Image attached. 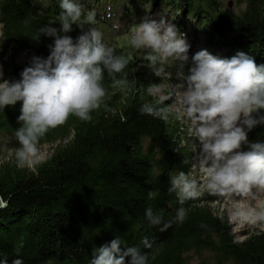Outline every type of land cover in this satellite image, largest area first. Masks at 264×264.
<instances>
[{"label":"trees","instance_id":"obj_1","mask_svg":"<svg viewBox=\"0 0 264 264\" xmlns=\"http://www.w3.org/2000/svg\"><path fill=\"white\" fill-rule=\"evenodd\" d=\"M243 1V0H242ZM95 13L92 24L117 55L130 57L124 72L132 85L127 93L113 90L105 74L108 96L105 105L92 112L90 121L70 117L50 129L39 146L63 143L53 156L34 169L19 168L12 159L0 165V259L9 264L21 258L24 264H89L94 247L120 236L124 247L139 246L149 253V264H184L191 252L209 251L217 264H264V232L236 240L225 211L216 215L209 207L215 197L205 195L183 205L188 217L165 232L150 226L145 210L162 213L171 220L180 207L169 194V174L176 170L194 172L193 147L187 144L181 124L170 111L167 119L141 115L139 108L153 102L147 86L163 84L157 76L161 65L150 67L141 50L126 52L136 10L144 19L161 11L184 35L190 34L191 48H211L225 55L238 51L264 65V0H244L245 9L230 11L218 0H77ZM108 19L100 13L106 11ZM59 0H0V49L4 79H20L33 55L47 57L53 38L32 40L38 30L56 21ZM127 19L123 29L112 30L110 20ZM140 22L135 23V25ZM59 28V24L53 25ZM111 30L114 36H110ZM116 30V29H115ZM80 29L74 26L75 39ZM107 37H112L114 44ZM125 39V41H122ZM9 56V57H8ZM26 59L22 64L19 58ZM22 102L0 109V136H13L21 125ZM157 107H167L165 103ZM250 142L264 141V126L248 134ZM244 150H248L247 146ZM187 160V164L183 161ZM149 191L155 192L149 198ZM206 227H201V225ZM154 240L145 249L142 238ZM19 257L15 249L20 241ZM158 249V251H157ZM130 260V258H128Z\"/></svg>","mask_w":264,"mask_h":264},{"label":"clouds","instance_id":"obj_2","mask_svg":"<svg viewBox=\"0 0 264 264\" xmlns=\"http://www.w3.org/2000/svg\"><path fill=\"white\" fill-rule=\"evenodd\" d=\"M59 8L56 21L41 27L32 39L38 43L41 36L53 38L49 55H33L20 79L0 77V109L22 102L21 126L14 131L19 168H31L39 162V143L50 129L72 116L90 121L92 112L102 105L107 108L105 74L113 90L127 93L132 87L124 72L130 57L117 55L95 27L84 28V24L93 23L94 11H86L77 0H59ZM74 26L81 32L75 39L70 35ZM130 36L132 47L147 50L144 60L150 67L171 59L179 61L176 75L181 90L175 113L190 121L189 135L198 143L193 165L198 176L193 178L191 172L181 170L169 174L168 193L175 194L180 205L175 216L165 221L163 214L154 213L150 206L145 210L149 225H162L159 230L165 232L173 224H183L188 217L183 205L196 199L202 188L214 195L242 198L231 205L230 221L264 223V141L250 142L248 138L254 128L264 126V65L243 51L225 58L200 49L190 56L184 34L163 16H146L132 27ZM162 87L157 83L147 86L153 102L141 105V115L167 119L171 109L157 107ZM148 195L151 199L155 192ZM249 197L254 205L247 202ZM154 243L147 236L141 240L145 249H153ZM22 247L21 240L15 249L17 257ZM0 264H9L8 259H0ZM11 264L24 262L15 258ZM89 264H149V253L139 246L124 247L121 237L115 235L92 249Z\"/></svg>","mask_w":264,"mask_h":264},{"label":"rangeland","instance_id":"obj_3","mask_svg":"<svg viewBox=\"0 0 264 264\" xmlns=\"http://www.w3.org/2000/svg\"><path fill=\"white\" fill-rule=\"evenodd\" d=\"M224 8H228L230 11H240L244 10L245 6L242 0H218ZM108 10L105 12L102 11L100 13L101 17L108 19L107 15ZM165 17L169 22H171L170 18L168 15L164 14L161 11H156L153 12V14H150V18L154 19H159V17ZM135 22L131 24V28L135 25L137 22H141L143 20L142 14L140 13L139 10H136V15L134 18ZM172 23V22H171ZM111 24V29L114 31H117L119 28L123 29V27L127 24V19L124 21L122 20H110ZM116 29V30H115ZM111 30V33L109 34L110 36H114V31ZM130 36V35H129ZM188 44L190 45V50H189V55L195 54L198 50L202 49L204 47V44L200 46V48L193 52V49L191 48V36L190 34L184 35ZM1 37V33H0ZM131 37V36H130ZM112 44H114V39L112 37H107ZM122 41H125L123 39ZM122 46L124 51L132 53L133 51H137L134 47H132L130 41L126 40L125 42H122ZM141 51L147 53V50L140 49ZM208 51L212 53L213 55H218L221 57L225 58H230L231 55H223V52H216L215 50L208 48ZM0 54H1V49H0ZM9 57V56H8ZM1 61V58H0ZM26 59L24 57L19 58L18 62L23 63L25 62ZM178 66H179V61L175 59H171L168 61H165L164 64L161 65L160 70L157 71V76L163 79V84H162V91L157 97V100H159L161 103H165L169 109H171V112L173 113L174 116L177 117L175 113V107L178 103L179 96L178 93L181 90L180 88V81L177 78V71H178ZM0 77H2V66L0 62ZM179 123L181 124V131L182 134L185 136V140L187 141V144L192 145L195 159H196V154L198 152V143L197 140L194 136L189 135V128L191 127L190 121L186 119H181L177 117ZM67 142L64 141L63 143H57L54 145H45V146H39L40 153H41V158L39 162L35 163L30 169H34L37 165H40L47 160H49L57 148L61 145H65ZM13 136H0V165H3L4 163L10 161L15 153V150L13 149ZM193 178H196L198 176V171L194 168L193 172ZM205 195H210L212 197H215V200L209 204V207L212 209L213 212H215L216 215L221 214L223 211H225L229 217V211L231 208V205L242 199L241 197L236 196L233 194L230 197H225V196H220V195H214L210 192H208L206 189H201L198 197H203ZM247 202L249 204L254 205V201L251 199V197L247 198ZM231 227H232V232L233 235L235 236L236 240L240 243L244 242L246 239L249 238L251 235L258 234L260 232H264V223H259V224H240L236 221H230ZM184 264H217L216 258L214 254H212L209 251H201V252H191L188 255L184 256Z\"/></svg>","mask_w":264,"mask_h":264},{"label":"water","instance_id":"obj_4","mask_svg":"<svg viewBox=\"0 0 264 264\" xmlns=\"http://www.w3.org/2000/svg\"><path fill=\"white\" fill-rule=\"evenodd\" d=\"M3 207H4V203H3V201H2V199H1V197H0V210H1Z\"/></svg>","mask_w":264,"mask_h":264},{"label":"bare ground","instance_id":"obj_5","mask_svg":"<svg viewBox=\"0 0 264 264\" xmlns=\"http://www.w3.org/2000/svg\"><path fill=\"white\" fill-rule=\"evenodd\" d=\"M155 12V11H154Z\"/></svg>","mask_w":264,"mask_h":264}]
</instances>
